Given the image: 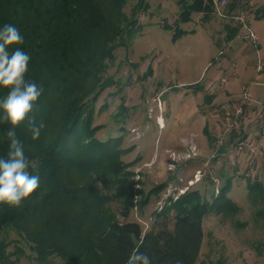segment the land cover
Returning a JSON list of instances; mask_svg holds the SVG:
<instances>
[{
    "label": "trees",
    "instance_id": "1",
    "mask_svg": "<svg viewBox=\"0 0 264 264\" xmlns=\"http://www.w3.org/2000/svg\"><path fill=\"white\" fill-rule=\"evenodd\" d=\"M128 1L0 0V31L13 25L24 37L23 44L7 50L11 54L19 48L30 56L25 82L43 89L28 116L44 124L36 140L27 118L14 129L29 161L28 171L40 182L20 207L0 203V264H20L27 255L25 244L38 264H127L137 248L150 257V264H196L205 214L240 210L229 195V177L212 200L191 190L158 213L146 230L140 221L128 219L127 205L122 209L124 220H116L112 202L125 198L129 181L132 184L128 172L129 180L122 176L131 163L122 161L129 148H121L124 135L98 138L104 125L94 120L97 100L113 83L108 70L116 49L138 24L139 5L129 16ZM247 1L228 0L225 12L234 15ZM179 2L182 10L176 22L190 21L195 12L209 18L216 11L213 0ZM226 24L228 38L241 30L242 23ZM174 28V40L186 32L178 25ZM10 90L0 86V100ZM12 128L10 121L0 119V158L8 156L11 141L6 133ZM245 130L232 133L245 137ZM259 186L249 181L251 189Z\"/></svg>",
    "mask_w": 264,
    "mask_h": 264
},
{
    "label": "rangeland",
    "instance_id": "2",
    "mask_svg": "<svg viewBox=\"0 0 264 264\" xmlns=\"http://www.w3.org/2000/svg\"><path fill=\"white\" fill-rule=\"evenodd\" d=\"M228 3L221 6V13L215 6L209 18L195 12L190 21L176 22L182 10L179 0H129L125 11L130 16L132 8L139 5L135 15L138 24L129 29L125 44L116 49V59L108 70L113 83L97 100L94 124L104 125L96 133L98 138L124 135L121 148H129L122 161L131 163L122 176L128 179V172L132 184L129 181L125 198L112 202L117 221L124 220L122 209L127 205L128 219L140 221L146 230L158 213L189 191L198 189L203 198L212 200L232 177L229 195L240 210L205 214L204 239L196 264H264V166H255L253 155L246 150L235 149L236 139L228 136L232 130L218 114L223 106L230 108L233 99L243 96V85L250 86L246 74L241 81L249 83H221L233 73L231 57L221 50L226 47V23H241L237 17H223ZM242 6L240 11L250 21L259 8L264 10V0H248ZM243 24L240 29L244 32ZM176 25L186 32L174 40ZM253 29L264 34V20ZM255 49L251 51L253 58L240 60V72H257ZM249 59L251 65L245 69ZM262 65L259 71L264 70ZM197 82L199 85L193 84ZM249 95L260 100L264 88L253 85ZM259 106L264 110V102ZM159 115L164 117V126L157 121ZM256 119L251 123L247 120L245 128L248 140L256 138L260 146L264 145V121ZM219 139L224 141L218 146L220 150L215 144ZM192 144L198 155L188 157ZM260 157L264 161V155ZM213 158L211 164L207 162ZM250 180L260 182V186L251 189ZM10 236L17 237L14 232ZM25 247L27 255L20 264H38L29 246Z\"/></svg>",
    "mask_w": 264,
    "mask_h": 264
},
{
    "label": "clouds",
    "instance_id": "3",
    "mask_svg": "<svg viewBox=\"0 0 264 264\" xmlns=\"http://www.w3.org/2000/svg\"><path fill=\"white\" fill-rule=\"evenodd\" d=\"M23 43L24 37L15 26L5 25L0 31V86L11 88L8 95L0 100V109L4 112L0 119L13 125L6 133L11 141L10 151L7 158H0V203L16 207H20L22 200L39 187L40 178L29 173V161L14 129L27 118L32 139L36 140L44 127L43 123L37 125L34 116H28L33 102L43 91L34 82H25L30 56L19 48L11 54L7 50L12 44ZM127 264H150V257L137 248L129 255Z\"/></svg>",
    "mask_w": 264,
    "mask_h": 264
},
{
    "label": "crops",
    "instance_id": "4",
    "mask_svg": "<svg viewBox=\"0 0 264 264\" xmlns=\"http://www.w3.org/2000/svg\"><path fill=\"white\" fill-rule=\"evenodd\" d=\"M224 13H226V12H224ZM233 13L234 12H231V13L229 12V14L226 13L227 15L226 16L223 15V17H230V18H236L237 17L240 20L239 16L244 14L246 17V21H243V20H240V21L242 24L243 23L245 24V25L243 24V26L245 27L246 30L243 32L241 29L239 31V33H237L232 38L227 37L226 38L227 39L226 47H225V49H221L222 54L226 55L228 53L229 55H227V56L228 57L230 56L231 61L233 62L232 63L233 73H231V77L229 79H227V82L224 83V85H226L230 81H231V85H234L235 83L238 85L240 83V85H241V83L249 81L250 82L249 87H251V86L253 87V85H258V86L264 88V70L259 71L261 69L258 68V66L261 63L264 64V34L262 32H260L259 30L255 31V29H253V26L255 28L256 23L258 21L264 20V10H260V11L257 10L256 13L254 14V17L250 18V21L248 19V16L244 12L239 11L238 14H234V15H233ZM246 26H247V28H246ZM248 28H251L254 31V33L256 35V40H254V38H252L249 35V29ZM252 42H253V44H252ZM254 47H256V49ZM254 49L256 50L255 51L256 57H254V58H256L257 72H256V70H255V72H252L251 74L245 73L244 70H243V72H240L239 67H238L240 65V60L243 57H246V58L252 57L253 58V54L251 51ZM244 61H246V60L244 59ZM250 62H251V59L247 60L248 66L246 65L245 69H248L250 67V65H251V64H249ZM245 74L249 76L248 77L249 80L242 82L241 77L244 76ZM255 79H256V82H254ZM249 82H247V83H249ZM193 84H195V83H193ZM193 84H191V85H193ZM197 84L199 85L198 82H197ZM258 99H260V100L256 99L254 101L251 98L250 111H249L250 119L248 121L249 123L253 122V118H255V117H257L256 122H263L264 121V110L261 106H259L260 101L264 102V95L261 97H258ZM212 100L214 102L216 100V97ZM223 108H227V107L223 106ZM245 133H249V131L247 130ZM231 136L235 139L239 137L237 132L231 133ZM230 141H232V140H230ZM204 145H206V144H203V145L201 144V146H204ZM202 150L204 151L203 147H202ZM218 150H220V149L218 148ZM226 152H228V151H226ZM260 159H262V158L257 157L254 159V162L256 161L255 166H260V164H262L264 166V161L262 160V162H261ZM197 160H199V159H197ZM214 160H215V158H213V160L211 159L207 162L210 163V162H213ZM222 170H223V168H222ZM226 177H228V176H226Z\"/></svg>",
    "mask_w": 264,
    "mask_h": 264
},
{
    "label": "built area",
    "instance_id": "5",
    "mask_svg": "<svg viewBox=\"0 0 264 264\" xmlns=\"http://www.w3.org/2000/svg\"><path fill=\"white\" fill-rule=\"evenodd\" d=\"M215 3L214 5L218 8V12L221 13V6L227 4L228 0H213ZM225 16V13H222ZM240 20L246 21V17L244 14L239 16ZM249 29V35L256 40V35L252 31L251 28ZM262 63L258 66L259 69H262ZM227 82V78L224 77L222 79V84ZM242 92L243 96L241 98H236L232 102V106L230 108H223L221 110V113H218L221 115L222 119L228 124V127L232 131H240L241 129H245V122L250 119V113L248 110V105L251 102V97L249 95V86L243 85L242 86ZM158 123L161 125L160 117H157ZM231 131V132H232ZM249 134V133H248ZM231 136V133L228 135ZM223 139H219L215 144L218 147L223 143ZM235 149L239 152L246 150L248 153L252 154L254 159L257 157H260L261 155H264V145H258V140L256 138H252L248 140V137H238L235 141ZM219 148V147H218ZM198 148L195 144H192L189 148V154H187L188 157H192L194 155H198ZM202 173V172H201ZM202 179V176L200 175V178L197 180L200 181ZM194 180H191L193 182Z\"/></svg>",
    "mask_w": 264,
    "mask_h": 264
},
{
    "label": "bare ground",
    "instance_id": "6",
    "mask_svg": "<svg viewBox=\"0 0 264 264\" xmlns=\"http://www.w3.org/2000/svg\"><path fill=\"white\" fill-rule=\"evenodd\" d=\"M159 117H160V120L162 122L161 125L164 126V124H165L164 117L162 115H159Z\"/></svg>",
    "mask_w": 264,
    "mask_h": 264
}]
</instances>
